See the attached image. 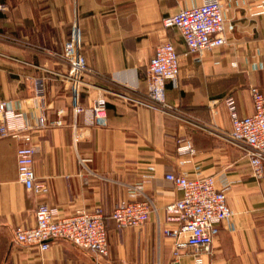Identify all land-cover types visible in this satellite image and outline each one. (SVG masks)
Here are the masks:
<instances>
[{"label": "crops", "instance_id": "0c3cea01", "mask_svg": "<svg viewBox=\"0 0 264 264\" xmlns=\"http://www.w3.org/2000/svg\"><path fill=\"white\" fill-rule=\"evenodd\" d=\"M206 0H0V102L21 112L37 148V194L19 179L22 140L0 131V264H264V177L254 173L247 150L233 142L226 99L241 116L254 111L251 88L264 92V0H221L228 43L190 53L177 28L162 20ZM81 26L87 65L75 113L69 63L63 56L74 24ZM171 40L180 74L166 87L170 110L139 103L148 92L147 67L156 47ZM46 79L43 96L36 79ZM106 100V116L91 109ZM42 119L44 121H42ZM43 122V123H42ZM191 144L194 152L184 151ZM213 175L229 188L232 222L220 224L210 252L194 259L192 247L175 253L165 228L175 225L166 207L182 197L167 173ZM142 186L143 193L133 188ZM153 198L156 208L141 226L119 227L111 218L122 200ZM40 202L61 216L78 209L107 217L109 254L97 257L58 238L42 251L16 241L18 227L36 224Z\"/></svg>", "mask_w": 264, "mask_h": 264}, {"label": "built area", "instance_id": "2783aa9c", "mask_svg": "<svg viewBox=\"0 0 264 264\" xmlns=\"http://www.w3.org/2000/svg\"><path fill=\"white\" fill-rule=\"evenodd\" d=\"M164 28H177L184 39L190 53H201L213 50L228 43L227 31L235 25L228 23L225 8L221 0H206L200 5L181 8L162 20ZM64 58L69 63L67 78L71 81V90L75 113L84 111L79 103L81 87L87 65L81 47V28L74 24L71 38L64 47ZM179 54L171 41L160 43L147 67L148 92L135 98L139 103L170 110L167 102V82H176L180 74ZM253 68H264V60L254 62ZM36 93L43 96L46 91V79H36ZM254 111L241 116L237 102L233 96L226 99L232 118L230 139L247 150L254 175L264 177V92L258 87L251 88ZM97 121L106 116V100L96 99L92 105ZM22 116L12 108L8 101L0 102V131L2 135H12L22 140L17 150L18 173L20 181L28 190L37 194L48 191V185L37 180L34 162L37 148L32 144V133L28 126L17 125L16 120ZM42 121H44L42 119ZM43 123V122H42ZM184 151L194 152L189 143L182 147ZM167 178L172 180L181 190L182 197L167 205L168 218L175 225L165 228V233L173 239L175 253L181 249L192 247L194 259L203 249L210 252L216 236L220 232L222 222L231 223V208L227 191L220 188L213 175L190 176L186 173L169 172ZM143 193L142 186H133ZM155 202L146 195L144 199L122 200L115 207L111 218L119 227H137L143 225L150 217ZM36 224L16 229V241L24 244L37 245L42 251L48 250L52 242L65 238L77 246L93 252L97 257L109 254L107 217L101 210L89 212L78 209L69 216H61L57 207L47 202H40L35 211Z\"/></svg>", "mask_w": 264, "mask_h": 264}, {"label": "rangeland", "instance_id": "374dc122", "mask_svg": "<svg viewBox=\"0 0 264 264\" xmlns=\"http://www.w3.org/2000/svg\"><path fill=\"white\" fill-rule=\"evenodd\" d=\"M80 28H81V26H80Z\"/></svg>", "mask_w": 264, "mask_h": 264}]
</instances>
